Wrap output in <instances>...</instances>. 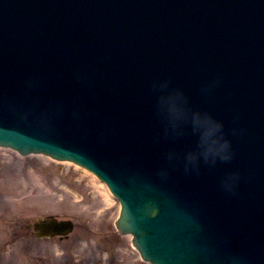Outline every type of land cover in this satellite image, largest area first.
<instances>
[{
	"label": "water",
	"instance_id": "95a60500",
	"mask_svg": "<svg viewBox=\"0 0 264 264\" xmlns=\"http://www.w3.org/2000/svg\"><path fill=\"white\" fill-rule=\"evenodd\" d=\"M0 143L93 171L153 264H264V0H0Z\"/></svg>",
	"mask_w": 264,
	"mask_h": 264
},
{
	"label": "rangeland",
	"instance_id": "374dc122",
	"mask_svg": "<svg viewBox=\"0 0 264 264\" xmlns=\"http://www.w3.org/2000/svg\"><path fill=\"white\" fill-rule=\"evenodd\" d=\"M119 204L89 172L42 155L0 153V264H148L115 231ZM45 214L72 218L64 239L35 238L25 226ZM109 252V259L107 252ZM102 264V263H101Z\"/></svg>",
	"mask_w": 264,
	"mask_h": 264
},
{
	"label": "clouds",
	"instance_id": "9594fccd",
	"mask_svg": "<svg viewBox=\"0 0 264 264\" xmlns=\"http://www.w3.org/2000/svg\"><path fill=\"white\" fill-rule=\"evenodd\" d=\"M161 111L169 120L181 118L182 111L173 95H162L159 100ZM193 130L198 133L199 154L190 153L189 161L197 159L202 155L205 159L219 157L220 159H231L230 141L222 138L223 123L213 118L210 114L196 113L191 118Z\"/></svg>",
	"mask_w": 264,
	"mask_h": 264
}]
</instances>
